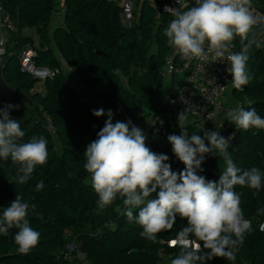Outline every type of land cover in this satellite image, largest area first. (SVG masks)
Returning a JSON list of instances; mask_svg holds the SVG:
<instances>
[{"label":"trees","instance_id":"trees-1","mask_svg":"<svg viewBox=\"0 0 264 264\" xmlns=\"http://www.w3.org/2000/svg\"><path fill=\"white\" fill-rule=\"evenodd\" d=\"M167 1L135 0V21L126 28L117 0H66L64 21L51 32L55 0H0L18 25L2 58V75L8 86L34 102L31 107L3 100L2 108L13 105L9 112L25 132L22 142L43 136L48 149L47 163L37 166L25 184L17 182L18 166L10 159H0V217L15 196L21 195L29 204V224L40 233L38 245L27 255L18 252L14 240L18 229L0 234V264H77V251L86 254V264H171L179 254V247L171 246V241L186 226L185 220L177 217L172 229L160 232L152 242L141 235L139 225L128 221L122 197L117 195L111 204L98 206L91 174L84 167V152L98 139L105 121L93 115L97 105L81 100L70 84L73 73L87 93L95 94L112 110L113 123L131 120L144 132L147 146L168 155L173 171H182L184 165L173 154L167 137L181 134L177 118L184 110L170 103L171 93L166 92L160 72L170 51L164 31L171 17L164 12L158 17L156 9ZM250 10L264 16V0H251ZM27 29L33 34L25 33ZM263 33L264 22L253 26L249 39L263 41ZM233 42L235 53H239L241 39L236 37ZM28 45L36 50L35 65L52 69V77L40 79L23 70L19 53ZM249 57L250 82L243 91L233 88L232 97L245 109L251 100V107L264 118V44L260 48L253 44ZM185 129L189 136L203 135V130L193 125H185ZM232 134L228 148L231 159L242 170L260 169L262 187L254 196L255 189L235 186L251 231L245 233L234 261L213 258L206 264H264V212L259 211L264 209V129L244 131L226 118L221 135L227 138ZM202 167L201 175L218 181L224 159L207 155ZM41 181L44 186L37 191ZM70 242L77 245L71 253L66 247Z\"/></svg>","mask_w":264,"mask_h":264},{"label":"clouds","instance_id":"clouds-1","mask_svg":"<svg viewBox=\"0 0 264 264\" xmlns=\"http://www.w3.org/2000/svg\"><path fill=\"white\" fill-rule=\"evenodd\" d=\"M250 9L251 0H195L192 7L165 6V11L174 19L164 35L185 60L207 62L211 54L213 62L227 61L226 71L232 77V86L243 91L251 79L247 68L249 50L253 44L256 48L264 44L255 38L249 39V33L257 24ZM236 37L241 39V51L226 55ZM115 72L118 74L119 70ZM248 104V109L237 106L229 110L228 122L244 131L264 129V118L251 107V100ZM12 107L0 108V159H10L18 166L17 182L25 184L37 166L47 163V140L43 136H32L22 142L25 132L11 117L9 109ZM218 111L209 113L208 119H216ZM93 115L107 116L98 139L89 143L84 152V167L91 174L98 206L111 204L119 195L126 206L128 221L139 225L143 230L141 235L152 242L157 241L160 232L172 229L177 217L185 220L186 226L171 241V246L180 249L171 264H206L213 258L234 261L245 233L252 228L240 206L241 195L234 188L239 185L255 189V196L262 187L260 169L242 170L231 159L228 148L234 135L225 138L220 131L205 130L203 135L189 136L185 129L187 117L181 111L177 118L181 134L167 137L173 154L184 165L182 171L176 172L167 162L169 156L153 152L146 144L144 132L131 120L113 123L111 109L107 112L103 108L93 110ZM207 155L224 159L225 167L218 181L200 174ZM43 186V182H39L36 190ZM28 209L29 204L21 195H16L0 217V234L7 235L10 229H18L14 240L18 252L24 255L40 240V233L27 219ZM133 209H138V213L134 215ZM259 211L264 212V209Z\"/></svg>","mask_w":264,"mask_h":264},{"label":"built area","instance_id":"built-area-1","mask_svg":"<svg viewBox=\"0 0 264 264\" xmlns=\"http://www.w3.org/2000/svg\"><path fill=\"white\" fill-rule=\"evenodd\" d=\"M65 1L55 0L54 14L59 16L61 22L64 21L65 17ZM117 1L121 5L120 19L122 25L126 28L132 27L135 21V0ZM147 1L154 2V0ZM184 2L190 3L186 0H179V3L176 0H168L161 9H156L157 16L159 17L164 12L173 17L169 12L165 11V6L177 8L181 7ZM0 15V62H2V58L7 54L8 34L17 33L18 25L11 14L4 10L1 3ZM169 48V54L160 68V72L165 81L179 78L178 83L171 89L170 103L184 110L187 117L185 125H193L195 128L205 131L214 120L208 119L209 113L219 109L218 116L222 113L227 114L229 110L237 106L241 107L240 102L235 101L232 97L234 87L231 82L232 77L226 71L229 66L227 61L213 62L211 54H209L207 62H201L198 59L189 61L183 59L172 46L169 45ZM235 48V44L232 42L229 53H226V55L235 53ZM35 56L36 50L30 45L21 50L19 58L23 70L40 79L52 77L54 74L52 69L40 68L35 65L33 60ZM62 62L65 64L64 59H62ZM70 84L81 100L90 101L87 91L73 73L70 74ZM230 100H234L231 105L228 104ZM159 123L163 124V121L159 119ZM49 127L53 130V126L50 123ZM66 247L69 253L77 250V245L74 242L68 243ZM77 252V264H86V254L81 251Z\"/></svg>","mask_w":264,"mask_h":264},{"label":"crops","instance_id":"crops-1","mask_svg":"<svg viewBox=\"0 0 264 264\" xmlns=\"http://www.w3.org/2000/svg\"><path fill=\"white\" fill-rule=\"evenodd\" d=\"M186 1H189L190 3L189 4H187V3H183L182 4V6H187V7H192V6H194L195 5V0H186ZM251 12H252V14H254L253 16H254V18L257 20V24H260V23H262V22H264V16L263 15H261L259 12H257V11H254V10H250ZM0 19H1V15H0ZM62 22H61V19L59 18V16L58 15H56V14H54L53 15V18H52V25H51V27H52V29H51V32H53L54 31V29L59 25V24H61ZM25 33H30V34H33V32H32V30H29V29H27V30H25ZM8 36H9V38H10V34H8ZM35 37V41H36V43H38V38H37V36L35 35L34 36ZM261 38H262V40L264 41V33L262 34V36H261ZM65 67H67V66H65ZM66 69V68H65ZM176 80V79H175ZM174 80V81H175ZM88 94H89V97H90V101L91 102H93V103H95L96 105H97V107H98V109H100V108H103L104 110H105V112H107V110H109L108 108H106L103 104H101V102L97 99V97L95 96V94H93L92 92H90V91H88ZM223 114H225V113H222V114H219L217 117H221ZM102 120H104V121H106V119H107V116L105 115V116H102V117H100ZM227 118V117H226ZM225 118V119H226ZM216 120H217V118L216 119H214L213 121H212V123H210L209 124V126L206 128V130H217V131H220V134H221V127L219 126H217V127H215V126H213V124L216 122ZM224 122H225V120L223 121V124H224Z\"/></svg>","mask_w":264,"mask_h":264},{"label":"water","instance_id":"water-1","mask_svg":"<svg viewBox=\"0 0 264 264\" xmlns=\"http://www.w3.org/2000/svg\"><path fill=\"white\" fill-rule=\"evenodd\" d=\"M173 19L174 17H171V21ZM2 71H3V64L2 62H0V108H2L3 100L20 102L32 107L34 105L32 98L29 95L8 86V84L3 78ZM209 175L213 176L214 172L211 171Z\"/></svg>","mask_w":264,"mask_h":264},{"label":"rangeland","instance_id":"rangeland-1","mask_svg":"<svg viewBox=\"0 0 264 264\" xmlns=\"http://www.w3.org/2000/svg\"><path fill=\"white\" fill-rule=\"evenodd\" d=\"M52 25V24H51ZM179 81V78H176V80H169V81H166V85H165V89H166V92L169 93L171 92V89H173L174 85H176ZM234 103V100H230L228 102V104H233ZM227 117V114H223L221 117H217V120L216 122L213 124V126L215 127H219L221 125V123L223 124V121L225 120V118Z\"/></svg>","mask_w":264,"mask_h":264}]
</instances>
